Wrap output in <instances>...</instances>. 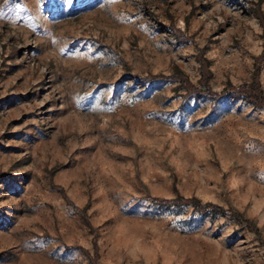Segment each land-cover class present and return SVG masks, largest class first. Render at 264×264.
Returning <instances> with one entry per match:
<instances>
[{
    "label": "rangeland",
    "instance_id": "374dc122",
    "mask_svg": "<svg viewBox=\"0 0 264 264\" xmlns=\"http://www.w3.org/2000/svg\"><path fill=\"white\" fill-rule=\"evenodd\" d=\"M0 264H264V0H0Z\"/></svg>",
    "mask_w": 264,
    "mask_h": 264
}]
</instances>
